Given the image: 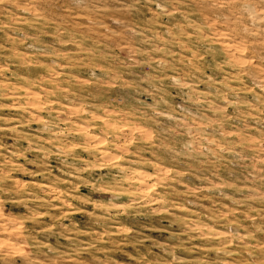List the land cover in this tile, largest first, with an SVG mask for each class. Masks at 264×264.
Returning <instances> with one entry per match:
<instances>
[{"label": "clouds", "instance_id": "obj_1", "mask_svg": "<svg viewBox=\"0 0 264 264\" xmlns=\"http://www.w3.org/2000/svg\"><path fill=\"white\" fill-rule=\"evenodd\" d=\"M47 3L30 0L0 43V100L20 113L0 127L14 138L0 144V264L59 256L55 235L72 242L86 231L74 217L144 211L171 217L189 243L217 242L209 249L224 264H264V0H134L121 10L142 11L148 24L124 32L107 0H73L56 17ZM117 94L132 99L110 103ZM224 164L243 167L246 180L218 176ZM203 193H223L217 214ZM97 231L102 243L133 233L116 223ZM180 250L164 253L169 264H183Z\"/></svg>", "mask_w": 264, "mask_h": 264}, {"label": "rangeland", "instance_id": "obj_2", "mask_svg": "<svg viewBox=\"0 0 264 264\" xmlns=\"http://www.w3.org/2000/svg\"><path fill=\"white\" fill-rule=\"evenodd\" d=\"M88 7H94L100 0H86ZM109 6L113 9L108 16H115L121 19V25L117 26L118 31L124 32L126 27L130 26H146L148 21L144 17L142 11L125 12L121 9L134 4V0H107ZM30 0H12L11 3L0 7V43H4V33L20 25L21 21L26 18ZM46 7L49 9L53 17L60 13H70L71 9L75 7L73 0H48ZM68 15H64L61 19H67ZM77 28L83 29V25H76ZM27 31V29H25ZM90 34V30L83 29ZM127 35V41L131 45H139L144 47L139 38H133L130 34ZM111 43H116L115 41ZM3 61H0L2 63ZM19 71L23 72V69ZM31 74V73H29ZM98 92L103 95V89H98ZM131 96L117 94L114 98H109L112 104H128L131 101ZM0 104L10 105L0 111V117L7 119H0V127L11 128L14 126L15 118L20 115L16 109L13 99L11 97L0 100ZM0 144H4L6 148H12L14 145V138L12 132H0ZM21 147H26L21 141ZM31 156V154H29ZM20 163H24L23 160ZM35 171H43L46 165L36 161ZM29 167H31L29 165ZM203 171V170H202ZM216 174L226 177L237 178L238 182L246 180V173L243 167H233L232 164H224L217 168ZM14 175L22 176L24 179H40L41 177H32L25 174L23 170L16 172ZM199 179V177H197ZM191 187L195 189L196 183L189 181ZM205 196H211V203L209 204L208 215L217 214L222 208L223 193L218 196L216 194L203 193ZM184 200V197H179ZM16 207H21L16 205ZM201 215L199 219L204 221L205 209L203 202L200 204ZM180 215L187 216V213ZM80 224V227L85 229V233L77 240L72 242H65L60 235H55L54 247L59 250V256L53 253L47 255L41 254V259L45 264H52L54 259L58 260V264H169L172 259L171 256H166V251H175V246H181L182 250L176 251V256L182 259L183 264H224L225 257L217 255L215 250L209 249V246L215 241L196 240L191 243L188 242L184 235L185 229L182 225L177 224L175 220L167 216L153 215L147 211L137 214H129L126 217H120L114 222H100L97 223L86 215L74 217ZM45 224L51 221L43 222ZM110 223L120 225H127L133 229L132 235L128 237L115 236L108 240L107 243L98 242V231L108 230ZM71 227V225H69ZM63 225L58 226L57 232H60ZM178 229V230H176ZM36 226H33L35 232ZM41 239H52V236H44ZM261 242H264V237H260ZM91 245H95L92 247ZM202 245V247H197ZM73 249H83V251L73 256H66L65 253ZM44 252H47L45 249ZM236 259V258H233ZM257 259H264L258 257Z\"/></svg>", "mask_w": 264, "mask_h": 264}]
</instances>
